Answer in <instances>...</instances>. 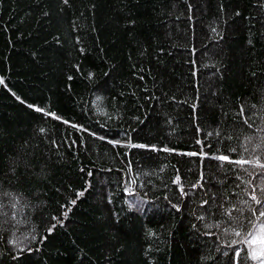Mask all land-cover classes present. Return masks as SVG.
Masks as SVG:
<instances>
[{"label": "trees", "instance_id": "16d2710c", "mask_svg": "<svg viewBox=\"0 0 264 264\" xmlns=\"http://www.w3.org/2000/svg\"><path fill=\"white\" fill-rule=\"evenodd\" d=\"M0 80V264H259L264 0H0Z\"/></svg>", "mask_w": 264, "mask_h": 264}, {"label": "snow or ice", "instance_id": "6c2138e0", "mask_svg": "<svg viewBox=\"0 0 264 264\" xmlns=\"http://www.w3.org/2000/svg\"><path fill=\"white\" fill-rule=\"evenodd\" d=\"M0 83H3V80H0ZM36 111H42V109L37 108ZM241 113H243V109H241ZM49 115H54V114H49ZM132 147H147V146L132 145ZM257 147H259V145H257ZM164 150L171 151L169 149H164ZM189 155H196V153H189ZM217 159L221 161H228L230 163H235L237 165L253 163V161L243 160V159L232 161L228 156H219L217 157ZM254 166L264 169V163H261L258 157L255 160ZM179 182H180V178L177 176L176 183ZM261 191L264 192V188H262ZM82 194L83 193H80V195ZM251 200L257 206H259V211H257V208H253L251 205H249L248 210L251 212L252 218L248 220L249 230L245 233V238L242 241V243L249 246L250 249L249 258L252 261H258L259 264H264V201H262L257 197V195L255 194V188H253L251 194ZM73 203H75V201H73ZM245 203H247V201H245ZM228 215L231 217V212H228ZM234 232L236 236L242 235V231H237L234 229ZM235 256L239 258L241 256V252L236 251ZM237 264H239V260H237Z\"/></svg>", "mask_w": 264, "mask_h": 264}, {"label": "rangeland", "instance_id": "374dc122", "mask_svg": "<svg viewBox=\"0 0 264 264\" xmlns=\"http://www.w3.org/2000/svg\"><path fill=\"white\" fill-rule=\"evenodd\" d=\"M263 178H264V176H263ZM149 210V209H148ZM148 210L146 211V212H148ZM222 254H225V252H223ZM258 262V261H257ZM259 263V262H258Z\"/></svg>", "mask_w": 264, "mask_h": 264}]
</instances>
